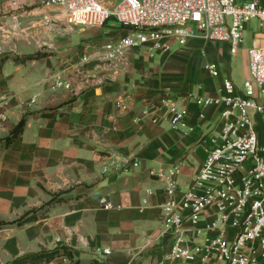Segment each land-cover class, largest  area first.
Masks as SVG:
<instances>
[{"label":"crops","instance_id":"0c3cea01","mask_svg":"<svg viewBox=\"0 0 264 264\" xmlns=\"http://www.w3.org/2000/svg\"><path fill=\"white\" fill-rule=\"evenodd\" d=\"M115 23L72 26L57 7L1 0L0 94L11 103L0 124V264L56 248L59 256L39 264H158L169 250L165 184L150 170L178 165L179 192L189 187L221 127L220 108H202L193 96L218 94L222 78H232L233 56L228 42L196 38L154 56L128 49L104 61L102 45L129 32ZM252 23L247 49L264 43ZM209 62L219 78L207 71ZM56 75L72 88L54 89ZM163 95L186 111L187 128L174 130L166 109L156 123L142 116ZM23 118L24 130L7 144ZM106 248L110 254L100 251Z\"/></svg>","mask_w":264,"mask_h":264},{"label":"built area","instance_id":"2783aa9c","mask_svg":"<svg viewBox=\"0 0 264 264\" xmlns=\"http://www.w3.org/2000/svg\"><path fill=\"white\" fill-rule=\"evenodd\" d=\"M29 1L57 7L72 26L115 20L127 28V35L102 45L104 61L121 58L128 49L154 56L196 38L228 42L235 56L254 21L264 40V0H121L114 6L101 0ZM44 22L49 24L51 16L46 14ZM248 59V77L241 86L226 76L218 94L193 96L202 108H220L221 127L209 139L208 155L189 187L179 192L178 165L150 170L164 182L168 198L161 208L169 250L158 264H264V43H254ZM205 67L213 78L220 77L216 63ZM52 81L54 89L72 88L60 75ZM10 103L9 95L0 94V124L9 118ZM161 109L168 110L174 130L187 128L186 111L167 95L149 102L141 114L156 123ZM101 202L105 209L112 207L105 198ZM100 251L111 253L108 248Z\"/></svg>","mask_w":264,"mask_h":264},{"label":"trees","instance_id":"16d2710c","mask_svg":"<svg viewBox=\"0 0 264 264\" xmlns=\"http://www.w3.org/2000/svg\"><path fill=\"white\" fill-rule=\"evenodd\" d=\"M39 56L40 54L30 55V56L24 57L22 60L31 59V58L39 57ZM25 125H26V118H23L13 130L12 135L6 140L7 141L6 143L10 144L11 141L14 138H16L24 130ZM34 219H35V216L24 217L18 220V224L21 225L24 223H28L30 221H33ZM59 255H60V249L56 248L53 250H46V251H40L37 253L26 254V255L13 259L7 264H39L43 262H49Z\"/></svg>","mask_w":264,"mask_h":264},{"label":"rangeland","instance_id":"374dc122","mask_svg":"<svg viewBox=\"0 0 264 264\" xmlns=\"http://www.w3.org/2000/svg\"><path fill=\"white\" fill-rule=\"evenodd\" d=\"M115 24L118 27H121V25L118 22H116ZM257 24H258V22L254 21L252 23V28L257 29ZM250 34H249V32L245 33L244 42L242 43L238 54L233 56V57H231L232 58L231 77H232L233 81L235 82V84L238 85V86H241L243 84L244 79L248 75V73H247V61L249 59H248V52H247L248 49L247 48L249 46H251V44H252V38H251ZM179 46H180L179 44H174L173 45L174 48H177ZM191 61H192V64L193 63L194 64L197 63V65H199L202 60H201L200 57H192ZM163 93H165V91ZM214 134H216V133H214Z\"/></svg>","mask_w":264,"mask_h":264}]
</instances>
